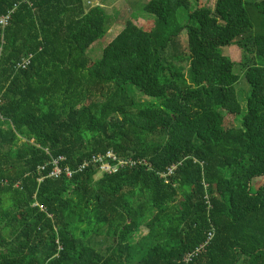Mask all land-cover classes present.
<instances>
[{"label": "trees", "instance_id": "trees-1", "mask_svg": "<svg viewBox=\"0 0 264 264\" xmlns=\"http://www.w3.org/2000/svg\"><path fill=\"white\" fill-rule=\"evenodd\" d=\"M90 2L0 0V264H264V31L249 4L150 0L154 25L127 20L93 62L115 23ZM107 152L138 164L79 171ZM59 157L71 178L48 177Z\"/></svg>", "mask_w": 264, "mask_h": 264}, {"label": "rangeland", "instance_id": "rangeland-1", "mask_svg": "<svg viewBox=\"0 0 264 264\" xmlns=\"http://www.w3.org/2000/svg\"><path fill=\"white\" fill-rule=\"evenodd\" d=\"M92 6H101L105 12L113 18L114 26L111 28L107 36L98 42L96 46L92 49L89 57L93 62H97L101 56L103 49L115 39L121 31L124 29L127 20H131L137 26L142 29H149L154 25L155 17L144 12V5L150 0H90ZM194 1V0H193ZM264 0H246L249 4V12L252 24L254 26V31L263 32L261 22L263 20L259 10L254 7V4L261 3ZM216 0H199L200 6H205L209 8H214ZM186 37L185 34H183ZM1 52V49H0ZM221 52L230 57L231 60L235 63H241L243 60V52L237 47H224L221 48ZM238 72V70H237ZM238 95L240 98L245 101L250 93V87L246 82L244 77H241V80L237 86ZM148 98H143L147 100ZM246 103L243 104L245 106ZM245 111V109H244ZM242 117L235 116L228 113H225V128H239L241 127ZM264 186V178L256 179L253 184V190H257L259 187ZM147 230L142 229L135 237V240H139L140 237L145 235Z\"/></svg>", "mask_w": 264, "mask_h": 264}, {"label": "built area", "instance_id": "built-area-1", "mask_svg": "<svg viewBox=\"0 0 264 264\" xmlns=\"http://www.w3.org/2000/svg\"><path fill=\"white\" fill-rule=\"evenodd\" d=\"M9 19L8 18H2L0 19V25L2 27H5L8 24ZM26 65L24 64L23 67H25ZM107 159H112L113 161H116V165L115 166H111L110 164L106 163ZM64 161L63 157H59L58 159H52V161L49 163V165H52L53 169L52 171L49 173L48 177L49 178H59L62 174H65L67 177H72L73 176V172L72 170H70L68 167H66L65 169L62 168L61 164ZM91 163L93 164H100V169L103 172H110V173H115L118 171V169L120 167H125V166H136L138 163L134 162L132 160L125 162V161H117L116 156H114V154L112 152H107L106 156H93L91 160L84 162L80 168L79 171H83L85 170ZM141 162H139L140 164ZM46 169V166H42L40 167L39 171H44ZM174 169H171L169 171V174L173 173ZM43 179H39V181H42ZM212 234L209 235V240L212 238ZM208 240V241H209ZM204 246H201L199 248V252H201L204 249Z\"/></svg>", "mask_w": 264, "mask_h": 264}]
</instances>
